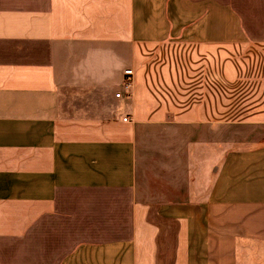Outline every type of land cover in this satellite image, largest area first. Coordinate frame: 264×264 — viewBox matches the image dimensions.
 Wrapping results in <instances>:
<instances>
[{
    "label": "crops",
    "instance_id": "0c3cea01",
    "mask_svg": "<svg viewBox=\"0 0 264 264\" xmlns=\"http://www.w3.org/2000/svg\"><path fill=\"white\" fill-rule=\"evenodd\" d=\"M0 264H264V0H0Z\"/></svg>",
    "mask_w": 264,
    "mask_h": 264
},
{
    "label": "built area",
    "instance_id": "2783aa9c",
    "mask_svg": "<svg viewBox=\"0 0 264 264\" xmlns=\"http://www.w3.org/2000/svg\"><path fill=\"white\" fill-rule=\"evenodd\" d=\"M132 71L131 70H125L123 74V79H122V92L124 95H128L131 88H132ZM122 92H119L115 94V98H121ZM126 121V119H124Z\"/></svg>",
    "mask_w": 264,
    "mask_h": 264
},
{
    "label": "rangeland",
    "instance_id": "374dc122",
    "mask_svg": "<svg viewBox=\"0 0 264 264\" xmlns=\"http://www.w3.org/2000/svg\"><path fill=\"white\" fill-rule=\"evenodd\" d=\"M72 115V114H71Z\"/></svg>",
    "mask_w": 264,
    "mask_h": 264
}]
</instances>
